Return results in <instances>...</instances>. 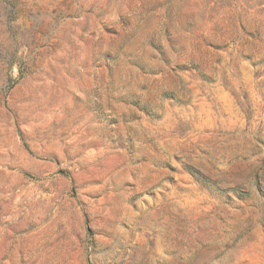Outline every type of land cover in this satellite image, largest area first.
<instances>
[{
	"label": "rangeland",
	"instance_id": "374dc122",
	"mask_svg": "<svg viewBox=\"0 0 264 264\" xmlns=\"http://www.w3.org/2000/svg\"><path fill=\"white\" fill-rule=\"evenodd\" d=\"M0 264H264V0H0Z\"/></svg>",
	"mask_w": 264,
	"mask_h": 264
}]
</instances>
